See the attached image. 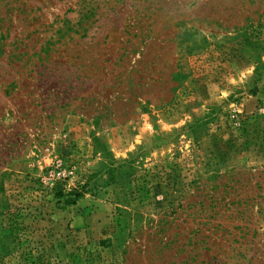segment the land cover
Returning <instances> with one entry per match:
<instances>
[{
    "label": "rangeland",
    "instance_id": "374dc122",
    "mask_svg": "<svg viewBox=\"0 0 264 264\" xmlns=\"http://www.w3.org/2000/svg\"><path fill=\"white\" fill-rule=\"evenodd\" d=\"M3 245L264 264V0H0Z\"/></svg>",
    "mask_w": 264,
    "mask_h": 264
},
{
    "label": "trees",
    "instance_id": "16d2710c",
    "mask_svg": "<svg viewBox=\"0 0 264 264\" xmlns=\"http://www.w3.org/2000/svg\"><path fill=\"white\" fill-rule=\"evenodd\" d=\"M199 124H200V123H199ZM103 154H105V163L102 165V167H103V168H107V167L110 168V169L107 171V179L101 183V185L105 187V186L109 185L110 183H115L116 180H117V177H119L120 174L118 173L117 169L114 168V165L112 164V162H110V161H109V163L106 162V160H107L106 154H107V153L104 152ZM109 165H110V166H109ZM83 193H84L83 191H82V192H75V191H74L72 194H70V195L72 196V198L69 199V196H65V195H63L60 191H56V192H55V198H57L58 200L61 199V200H63V202H65L66 204L71 205V204H74V203L76 202V200H77L78 198L81 197V195H82ZM8 248H9V247H8L7 245H3V246L1 247L0 253L3 252V254H4V252H7V249H8Z\"/></svg>",
    "mask_w": 264,
    "mask_h": 264
}]
</instances>
